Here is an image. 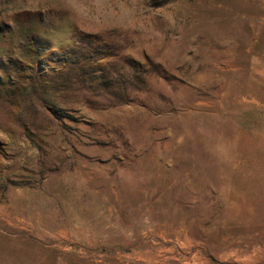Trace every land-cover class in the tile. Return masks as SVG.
<instances>
[{
	"label": "rangeland",
	"instance_id": "rangeland-1",
	"mask_svg": "<svg viewBox=\"0 0 264 264\" xmlns=\"http://www.w3.org/2000/svg\"><path fill=\"white\" fill-rule=\"evenodd\" d=\"M0 264H264V0H0Z\"/></svg>",
	"mask_w": 264,
	"mask_h": 264
}]
</instances>
